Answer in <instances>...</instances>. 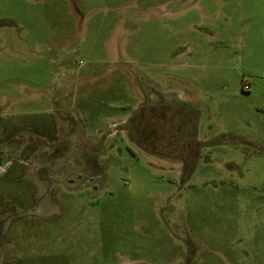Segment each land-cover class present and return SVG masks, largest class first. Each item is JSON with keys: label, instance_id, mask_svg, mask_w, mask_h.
<instances>
[{"label": "rangeland", "instance_id": "1", "mask_svg": "<svg viewBox=\"0 0 264 264\" xmlns=\"http://www.w3.org/2000/svg\"><path fill=\"white\" fill-rule=\"evenodd\" d=\"M0 264H264V0H0Z\"/></svg>", "mask_w": 264, "mask_h": 264}]
</instances>
